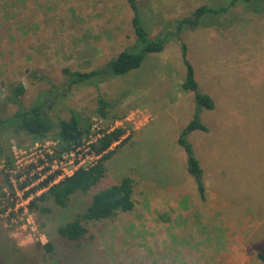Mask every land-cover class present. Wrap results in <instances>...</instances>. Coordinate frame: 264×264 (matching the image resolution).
<instances>
[{
	"label": "rangeland",
	"instance_id": "rangeland-1",
	"mask_svg": "<svg viewBox=\"0 0 264 264\" xmlns=\"http://www.w3.org/2000/svg\"><path fill=\"white\" fill-rule=\"evenodd\" d=\"M209 2L135 0L150 38L166 35L170 22ZM130 19L127 0H0V117L18 109L9 99L10 90L22 84L19 104L29 106L42 94L41 104L52 124L40 141L22 130L0 128L1 262L153 264L155 257L145 254L148 237L150 246L169 242L172 249L185 245L196 254L201 253L199 244L213 242L216 245L204 253L216 255L217 264H262L257 252L264 254V13L235 6L215 16L210 27H204L203 21L168 35L163 50L146 54L135 69L69 84L63 68L87 72L106 66L123 49H133L136 37ZM181 44L186 46L200 91L214 101L213 109L200 114L209 130L186 136L205 168L204 198L177 143L195 105L193 93L181 87L185 76ZM98 97L108 105L103 117L97 113ZM72 113L88 118L89 134L95 124L124 129L110 146L113 153L96 188L125 176L134 182L133 210L87 223L88 232L79 242L58 236L56 228L83 211L96 188L76 195L63 208L49 204L50 210L43 213L29 207L26 218L13 211L14 203L4 194L3 170L13 163V148L58 147L53 139L58 120ZM13 123L8 118L3 126ZM91 163L87 160L82 167ZM183 191H190L198 204L183 199ZM181 209L191 213V219L185 226L179 217L172 218L181 228L179 235L172 236L166 229L171 221L164 218L168 221V215ZM198 211L202 212L199 223L193 218ZM208 214H213L212 227L205 230L201 226L210 221ZM130 222H136V228L130 230ZM194 226L197 231L188 229ZM46 232L52 240L49 252L41 246L48 240Z\"/></svg>",
	"mask_w": 264,
	"mask_h": 264
},
{
	"label": "trees",
	"instance_id": "trees-1",
	"mask_svg": "<svg viewBox=\"0 0 264 264\" xmlns=\"http://www.w3.org/2000/svg\"><path fill=\"white\" fill-rule=\"evenodd\" d=\"M127 3L131 10L130 23L136 37L133 49H123L106 66L87 72L70 71L68 68H63V73L67 74L69 78V84H76L82 81L90 83L91 81L94 82L95 76H99L97 78L101 79L109 78L110 76L121 75L131 69H135L140 65L146 54L159 53L163 50L166 41L165 37H168V35L177 34L189 27L195 28L202 25L203 21H205L204 27H210L215 24L212 20L215 16H221L235 6H242L253 13H264V0H210L209 3L197 6L189 16H183L174 22H170L169 24L172 23V26H169L170 29L165 30L166 35H157L154 38H150L139 17L135 0H127ZM181 45L180 51L185 65V76L181 87L185 91L193 93L195 105L192 118L182 128L177 137V143L185 152L186 170L192 176L200 197L204 198L205 168L201 166L200 161L194 156L192 146L186 136L195 130L204 132L209 130L201 120L200 114L204 109H213L214 101L208 94L200 91L194 78L193 67L186 59V46L185 44ZM23 92L24 86L22 84H15L11 87L9 99L14 100L18 104V109L11 115L0 117V128L6 131H11L12 129L22 130L33 141H40L46 137L52 127L45 107L41 104L40 96L42 94L29 106H23L17 100ZM97 102V113L103 117L108 105L101 97L97 98ZM8 118L14 119V123L9 125V128L3 126V122ZM89 127L88 118H82L79 114L72 113L67 119L58 120L53 139L62 150H66L71 146H79L87 140ZM123 134L124 129L117 127L104 132L94 142H91L89 144L90 150L100 155L96 162L87 167H78L72 174L49 186L47 190L31 200L30 207L44 213L50 210L49 204L63 208L76 195H85L91 192L106 174L105 162L110 159L113 153V150H110V146ZM124 140H121V143ZM133 188L134 182L132 177L129 176L122 177L118 182L111 183L108 186L96 188L95 192L91 193L83 211L77 212L72 219L57 226L58 236L69 241L79 242L88 232L87 223L103 222L112 219L121 212L132 211L135 207ZM46 236L48 240L41 246L49 252L52 251V240L47 232ZM257 257L264 264V254L257 252ZM67 262L76 264L75 261L68 260ZM0 264H3L1 260Z\"/></svg>",
	"mask_w": 264,
	"mask_h": 264
},
{
	"label": "built area",
	"instance_id": "built-area-1",
	"mask_svg": "<svg viewBox=\"0 0 264 264\" xmlns=\"http://www.w3.org/2000/svg\"><path fill=\"white\" fill-rule=\"evenodd\" d=\"M93 127V133L88 134L86 141L66 150H62L59 146L49 148L37 144L32 150L13 148V163L4 165L3 170L6 180L4 194L10 203H14L13 211L18 212L21 218L29 215L31 200L38 197L49 186L72 174L78 167H82L85 161L91 160L90 165L95 163L100 155L91 151L89 144L104 132L118 126L105 128L95 124ZM9 211L10 208L5 210L6 214Z\"/></svg>",
	"mask_w": 264,
	"mask_h": 264
},
{
	"label": "crops",
	"instance_id": "crops-1",
	"mask_svg": "<svg viewBox=\"0 0 264 264\" xmlns=\"http://www.w3.org/2000/svg\"><path fill=\"white\" fill-rule=\"evenodd\" d=\"M174 183H176V182H174ZM180 196H182L183 199H186V201L188 203L195 200L196 203L198 204V200L195 198V196L192 193H190V191L189 192L183 191V192H181ZM196 208H197V205H196ZM192 209H193V206H192ZM209 212H211V210H209ZM201 213L202 212L199 213V211H198L196 213L198 216L194 213L195 216L193 218H194V220L197 219V221H198L197 223H199V221L201 220L200 219V216L202 215ZM190 214L191 213H188L186 209H181V210L177 211L175 214L174 213L170 214V215L167 214L169 216L168 221H167V217H165L164 219H166V222H169V220L171 221L172 218L178 219L177 217H179L181 220L180 222H182L181 225L188 226V224L186 222L189 221ZM208 216H209L208 220H210V221H208L206 224L204 223V225L201 226L205 230L210 229L212 227L211 221H212L213 214H208ZM195 217H197V218H195ZM190 219H191V217H190ZM136 225H137L136 222H130L128 228L130 230H132V229L136 228ZM175 225H177V224L174 223L173 220L171 221V225L169 223H167L168 228H166V229L168 230L169 234H171L172 236L179 235V232L181 230V228H180V230L178 229V227L176 228ZM188 229L191 230L192 232L197 231L196 226L188 228ZM225 231L226 232L229 231V230H227V226L225 227ZM172 236H171V238H172ZM147 238L148 237H146L144 240L146 242V247H148L147 250H145V254H148L152 257H155L153 264H217L216 259H215L216 255H214V256L213 255H206L204 253L205 249H209L207 247L216 245L213 242H211L212 244H209V245L206 243L205 244H199V248H200L199 251H201V253L196 254L194 252H190L191 251V250H189L190 247L186 248L185 245H184L185 247L181 246L179 248H176L175 246H173V249H172V246H171L172 244H170L169 242H159L158 245L157 244L155 245V243H154L153 246H150L149 245L150 243L148 242ZM166 241H169V240H166ZM167 248H171L172 250H166Z\"/></svg>",
	"mask_w": 264,
	"mask_h": 264
}]
</instances>
